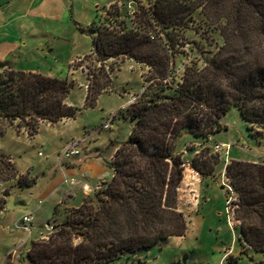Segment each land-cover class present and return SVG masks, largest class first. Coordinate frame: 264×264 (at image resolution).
I'll use <instances>...</instances> for the list:
<instances>
[{"label":"trees","instance_id":"obj_1","mask_svg":"<svg viewBox=\"0 0 264 264\" xmlns=\"http://www.w3.org/2000/svg\"><path fill=\"white\" fill-rule=\"evenodd\" d=\"M197 2L207 12L217 10L213 20L207 14L202 23L218 32L222 44L215 51H199L197 59L183 67L177 83L171 79L169 60L178 35L170 19L186 7L180 0H155L150 12H141L145 28L152 31L149 34L90 27L96 62L127 56L149 66L152 83L121 114L132 127L113 154L110 182L94 195V204L83 201L46 239L31 243L25 258L29 264H116L170 238L184 237L187 226L177 208L184 162L176 152L177 139L186 132L208 139L221 130L223 116L231 109L238 110L249 127L264 128V0ZM155 25L160 26L158 31ZM152 37L158 40L157 62L149 61L146 51ZM167 78L168 84L160 83ZM104 80L106 88L110 80L105 73ZM71 88L58 78L4 69L0 73V120L7 127L18 121L33 137L41 123L74 118L77 110L66 104ZM92 91L86 94L89 107L99 94V90L94 95ZM5 132L0 129V136ZM197 162L193 159L190 168L204 177ZM226 176L237 194L241 239L264 253V166L232 161L226 166Z\"/></svg>","mask_w":264,"mask_h":264},{"label":"rangeland","instance_id":"obj_2","mask_svg":"<svg viewBox=\"0 0 264 264\" xmlns=\"http://www.w3.org/2000/svg\"><path fill=\"white\" fill-rule=\"evenodd\" d=\"M154 2L125 0L120 5L111 4L100 11L92 25L112 33L142 35L146 30L149 34L152 31L145 28L141 12H150ZM180 3L186 7L170 19L178 35L174 56L169 60L173 71L171 79L175 83L180 81L183 67L197 59L199 51H215L222 44L218 32L209 30L202 23L207 14L213 20L216 9L207 12L197 0H180ZM159 29L160 26H156V30ZM84 38L92 47L93 33L85 32ZM156 38L149 39L146 48L151 62L158 61L154 58L159 52ZM64 46V43L59 45L60 54L68 53ZM92 51L62 67V74H59V79L72 86L66 104L77 110L74 118L64 119L53 127L42 125L33 138L27 134L16 135L22 131L27 133L18 121L7 127V123L0 120V129H6L0 136V264H18L16 256L23 259L22 264H29L25 258L31 243L41 236L46 235L43 238L46 239L55 231L54 226L63 222L68 212L79 207L82 201L94 204V195L104 188L100 184H107L112 178L113 154L128 139L132 127V122L121 114L150 86L152 70L127 56L100 64ZM104 73L110 80L106 88H103ZM169 80L160 83L165 85ZM88 90H93L92 95L99 90L90 107L86 102ZM221 123V130L208 139L186 132L175 143L176 152L181 154L184 162L185 180L182 179L177 189V208L187 226L184 237L170 238L163 245L138 252L129 260L121 258L116 264H231L234 261L236 264H264V253L255 251L241 239L240 221L235 212L236 193L229 215L226 214L228 193L222 185V179L227 178L229 162L264 166V128L249 127L236 109L227 112ZM70 144L78 145L79 156L60 161L59 155ZM222 144L227 146L222 147ZM215 146L220 147L216 149ZM2 154L11 156L16 166ZM193 159L205 172L204 177L190 168ZM77 160L84 162L78 165ZM185 169L188 170L184 175ZM32 181L30 188L20 185ZM84 183L91 189L100 186L83 199ZM63 196L65 204L60 205ZM38 207L41 210L36 212ZM23 211H29L32 216L29 235L9 227ZM46 225L53 229L45 231ZM21 242L26 245L19 246ZM13 250L17 252L14 261V256L8 257Z\"/></svg>","mask_w":264,"mask_h":264},{"label":"crops","instance_id":"obj_3","mask_svg":"<svg viewBox=\"0 0 264 264\" xmlns=\"http://www.w3.org/2000/svg\"><path fill=\"white\" fill-rule=\"evenodd\" d=\"M122 1L125 0H0L1 71L10 67L13 70L39 73L59 79V74H62V67L69 66L74 60L90 54L92 47H89L88 40L84 38V35L87 31L89 33V28L96 21L100 11L111 4L120 5ZM61 43H64V47L68 48L67 54L66 52L59 53ZM61 122L41 123L40 126L53 127ZM22 134L26 135L27 133L22 131L16 135ZM5 157L15 164L11 156ZM76 162L80 165L84 161L77 160ZM187 170H184V175ZM100 185L103 186L104 184ZM100 185L91 189L89 184H82L83 199L90 196V193L97 190ZM50 195H52V192L48 196ZM68 196L71 195L68 194ZM60 200V205L65 204L64 196L60 197ZM42 206H44V203ZM65 208L72 209L66 206ZM47 209L49 208L47 207ZM40 210L41 208L36 212ZM29 213V211H23L20 215L18 213V216L9 227L16 230L13 228V224L23 216H31ZM48 226L51 225H46L45 231ZM22 231L28 235L31 233L30 227L28 230ZM45 236H41L38 240L43 239ZM25 245V242H21L19 246L24 247ZM16 253L13 250L8 257L12 258L14 256V261ZM16 258H18L17 261L20 264V257L16 256Z\"/></svg>","mask_w":264,"mask_h":264},{"label":"built area","instance_id":"obj_4","mask_svg":"<svg viewBox=\"0 0 264 264\" xmlns=\"http://www.w3.org/2000/svg\"><path fill=\"white\" fill-rule=\"evenodd\" d=\"M106 126L107 125H104V127ZM77 146H78L77 144H70L66 146L62 150L61 154L59 155L60 161H63L65 159L67 160V159H70V158H73L79 155L80 151ZM221 146L224 147L227 145L222 144ZM219 147L220 146H215L216 149H218ZM222 185L225 191L228 193V199L225 202V212L227 215H229V212L231 210L230 206L233 202V196H234L235 191L231 183L229 182V180L225 177L222 179ZM30 224H31V216H23L19 221L13 224V228L16 230H28ZM51 229H53V227L48 226L46 231H50Z\"/></svg>","mask_w":264,"mask_h":264}]
</instances>
